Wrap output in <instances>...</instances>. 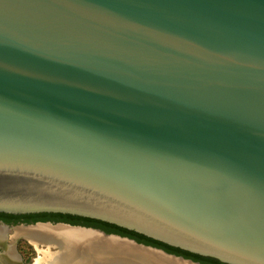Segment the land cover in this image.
<instances>
[{"label":"water","instance_id":"95a60500","mask_svg":"<svg viewBox=\"0 0 264 264\" xmlns=\"http://www.w3.org/2000/svg\"><path fill=\"white\" fill-rule=\"evenodd\" d=\"M0 213L264 264V0H0Z\"/></svg>","mask_w":264,"mask_h":264},{"label":"bare ground","instance_id":"6f19581e","mask_svg":"<svg viewBox=\"0 0 264 264\" xmlns=\"http://www.w3.org/2000/svg\"><path fill=\"white\" fill-rule=\"evenodd\" d=\"M12 230L7 257H16L14 241L26 237L38 249L35 264H192L127 241L63 225L39 224ZM4 235V229L0 228V238ZM39 244L43 248L37 247Z\"/></svg>","mask_w":264,"mask_h":264},{"label":"flooded vegetation","instance_id":"af4514ba","mask_svg":"<svg viewBox=\"0 0 264 264\" xmlns=\"http://www.w3.org/2000/svg\"><path fill=\"white\" fill-rule=\"evenodd\" d=\"M50 223L53 225H67L70 227H80L86 230H99L105 234H116L144 244L152 248L164 251L165 253L181 257L184 261L192 264H225L210 257L199 256L174 248L158 241L141 236L139 233L120 228L116 225L104 223L102 221L83 218L66 214H7L0 213V228L4 229V238H0V264H35L39 258V252L32 241L26 237H19L14 241L16 252L15 258L6 255L8 245L12 242L10 236L12 229L17 227H29V225ZM8 230V231H7ZM10 238V239H9ZM41 248V247H39ZM43 248V247H42Z\"/></svg>","mask_w":264,"mask_h":264},{"label":"trees","instance_id":"16d2710c","mask_svg":"<svg viewBox=\"0 0 264 264\" xmlns=\"http://www.w3.org/2000/svg\"><path fill=\"white\" fill-rule=\"evenodd\" d=\"M105 223V222H104ZM141 235V234H140ZM141 236H143V235H141ZM145 237V236H144ZM150 239V238H149Z\"/></svg>","mask_w":264,"mask_h":264}]
</instances>
